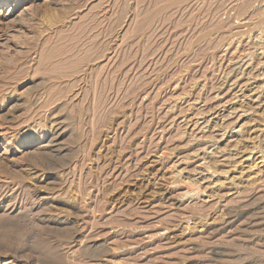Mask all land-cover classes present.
<instances>
[{"label":"rangeland","instance_id":"1","mask_svg":"<svg viewBox=\"0 0 264 264\" xmlns=\"http://www.w3.org/2000/svg\"><path fill=\"white\" fill-rule=\"evenodd\" d=\"M4 1L0 263L264 264V0Z\"/></svg>","mask_w":264,"mask_h":264},{"label":"bare ground","instance_id":"2","mask_svg":"<svg viewBox=\"0 0 264 264\" xmlns=\"http://www.w3.org/2000/svg\"><path fill=\"white\" fill-rule=\"evenodd\" d=\"M25 0H17V2L15 3V8L16 7H18L21 3H23ZM181 1V0H180ZM184 1V0H183ZM188 1V0H187ZM202 1V0H201ZM185 2H186V0H185ZM199 2V1H198ZM189 3V2H188ZM201 3V2H200ZM205 3V2H204ZM203 3V4H204ZM9 4V1H4V0H0V10L2 11V9L6 6V5H8ZM183 4V3H182ZM184 6V5H183ZM186 8V7H185ZM47 9V8H46ZM164 9V8H163ZM163 9H162V11H163ZM11 11H13V9L11 10ZM45 11V10H44ZM162 11H160V12H162ZM50 12V11H49ZM164 12V11H163ZM51 13V12H50ZM44 14H48V11H45V13ZM75 15V14H74ZM77 15V14H76ZM2 15H0V17H1ZM5 20H8L9 22H11V23H13L14 21H16L17 20V17H14L13 15H11V14H7V15H5V17H3ZM16 19V20H15ZM21 23V22H20ZM6 24H9V23H6ZM263 36H264V34H263ZM249 42V41H248ZM260 42V41H259ZM255 45H257V44H255ZM251 47V46H250ZM258 47V46H257ZM253 53V52H252ZM246 57V56H245ZM250 58V57H249ZM263 58V57H262ZM73 59V58H72ZM71 59V60H72ZM261 60V59H260ZM70 61V60H69ZM245 61V60H244ZM249 63H253V62H249ZM76 64V63H75ZM245 64V63H244ZM86 65V64H85ZM55 70V69H54ZM52 72H54V71H52ZM78 72H80V71H78ZM230 72V71H229ZM77 73V72H76ZM249 74V73H248ZM262 74V73H261ZM229 76V75H228ZM253 77V76H252ZM226 78V77H225ZM242 79V78H241ZM259 80V79H258ZM250 84V83H249ZM248 85V84H247ZM245 86V85H244ZM221 87V86H220ZM235 87V86H234ZM258 87H261V86H258ZM264 89V88H263ZM263 89H260V88H258V94L257 93H255V92H252V94H250L251 95V97H250V99L249 100H253V98H255L256 97V100H253L254 102H256L257 101V103L258 102H260V108L262 107H264V101H262V98H263V92L262 91H260V90H263ZM256 91V90H255ZM243 92V91H242ZM249 95V96H250ZM249 96H247V97H249ZM246 97V96H245ZM166 101V100H165ZM228 101V100H227ZM243 102H245V101H243ZM248 102V101H247ZM251 102V101H250ZM250 102H249V104H250ZM193 103V102H192ZM241 103H242V101H241ZM248 104V103H247ZM252 104H254V103H252ZM195 105V104H194ZM243 105V104H242ZM253 106V105H252ZM257 106V105H256ZM258 107V106H257ZM193 108V107H192ZM214 108V107H213ZM224 108V107H223ZM243 108H245V107H243ZM259 108V107H258ZM258 108H256V109H258ZM255 109V108H254ZM264 109V108H263ZM211 110V109H210ZM248 109H246L245 110V112L247 111ZM176 111V110H175ZM186 111V110H185ZM238 112V111H237ZM244 112V111H243ZM264 112V111H263ZM182 114V113H181ZM188 114V113H187ZM207 115V114H206ZM262 115V114H261ZM179 117H180V115H179ZM197 118V117H196ZM192 121V120H191ZM255 121V120H254ZM46 122V121H45ZM38 123V122H37ZM51 123V122H50ZM223 124V123H222ZM207 125V124H206ZM229 125V124H228ZM195 126V125H194ZM36 127H37V125H36ZM197 127V126H196ZM202 127V126H201ZM243 128L244 127H242V131H240V132H243ZM37 129V128H36ZM38 129H39V127H38ZM42 129V128H41ZM49 130V129H48ZM201 130H202V128H201ZM240 130V129H239ZM246 130V129H245ZM44 131V130H43ZM46 131V130H45ZM203 131V130H202ZM256 131V130H255ZM263 131V130H262ZM7 132V131H6ZM205 133H206V131H205ZM243 133H245V132H243ZM233 134V133H232ZM1 135V134H0ZM210 135V134H209ZM2 136V135H1ZM237 137H239V140H237L238 142L236 143V144H238V143H242V140H246L245 138V136H242V134L240 135V134H237L236 135ZM250 136V135H249ZM245 137V138H244ZM260 137V136H259ZM234 138V137H233ZM248 140V139H247ZM233 141H235V140H233ZM252 141H253V139H252ZM261 142V141H260ZM231 143H232V141H231ZM230 143V144H231ZM234 143V142H233ZM49 144V143H48ZM228 144V143H227ZM235 144V146L237 147H239L240 145L238 144V145H236ZM229 145V144H228ZM233 145L234 144H232V145H230V146H232V148H233ZM243 145V144H242ZM241 145V146H242ZM245 145V144H244ZM240 146V147H241ZM228 147V146H227ZM236 147H234V150H235V148ZM243 148V147H242ZM242 148H240L241 150H242ZM245 148V147H244ZM48 149V148H47ZM227 149V148H226ZM231 149V148H230ZM236 149H238V148H236ZM250 149V148H249ZM224 151V150H223ZM252 151L255 153L256 151L255 150H253L252 149ZM242 152V151H241ZM240 152V153H241ZM245 152V151H244ZM264 152V151H263ZM214 153V152H213ZM250 153V152H249ZM248 153V154H249ZM257 153V152H256ZM261 153V152H260ZM238 154L239 153H237V156H238ZM242 154H244V153H242ZM251 155L250 156H252V154L253 153H250ZM257 155V154H256ZM255 155V156H256ZM6 156V155H5ZM204 157V156H203ZM218 157H219V155H218ZM242 157V156H241ZM207 158H208V156H207ZM212 158V157H211ZM231 157H227L226 156V159L224 158V162L223 161H221V160H217L215 163H218V164H226V162H227V159L229 160ZM234 158V157H233ZM233 158H231V159H233ZM240 158V157H239ZM246 158V157H245ZM250 158V157H249ZM249 158L247 157V159L246 160H249ZM210 159V158H209ZM250 159H252V157L250 158ZM257 159V158H256ZM260 159H261V157H260ZM211 160H214V159H211ZM262 160L264 161V158L262 157ZM239 161H241V160H239ZM242 161H244V159L242 160ZM241 161V162H242ZM211 162V161H210ZM223 162V163H222ZM229 162V161H228ZM227 162V163H228ZM232 162H234V161H232ZM238 162V161H237ZM236 162V163H237ZM241 162H238V163H241ZM208 163V162H207ZM214 163V162H213ZM237 163V164H238ZM263 163V162H262ZM208 165V164H207ZM228 165H230L229 163H228ZM221 167H223V165L221 166ZM226 167V166H225ZM204 168H206V167H204ZM208 168V167H207ZM202 169V168H201ZM226 169V168H225ZM211 170V169H210ZM197 171V170H196ZM199 171V170H198ZM197 171V172H198ZM208 171V170H207ZM207 171L206 170H202L201 172L199 171V173H198V175H204V172H206V174H207ZM208 172H210V171H208ZM225 173V172H224ZM210 174H211V172H210ZM213 174V173H212ZM216 174V173H215ZM191 175V174H190ZM193 176V175H192ZM211 176V175H210ZM236 176V175H235ZM244 176V175H243ZM34 177V176H33ZM200 177V176H199ZM198 177V178H199ZM214 177V176H213ZM239 177H241V175L239 176ZM249 177V176H248ZM30 178V177H29ZM29 178H26V179H29ZM35 178H36V176H35ZM194 178H195V176H194ZM202 178V180L204 181V183H205V179L207 180H209V176H208V178L206 177V176H202L201 177ZM230 178V177H229ZM236 178V177H235ZM235 178L233 179V180H235ZM238 178V177H237ZM243 178V177H242ZM39 179V178H38ZM225 179V178H224ZM231 179V178H230ZM199 180V179H198ZM208 180H207V182H208ZM211 180H212V177H211ZM220 180V179H219ZM226 180V179H225ZM224 180V181H225ZM229 180V179H228ZM237 180V179H236ZM235 180V181H236ZM43 181V180H42ZM213 181V180H212ZM221 181V180H220ZM220 181H218V182H220ZM232 181V180H231ZM240 181V180H239ZM248 181V180H247ZM251 181V180H250ZM41 182V181H40ZM206 182V183H207ZM223 182V180L221 181V183ZM226 182V181H225ZM224 182V183H225ZM232 182H234V181H232ZM244 182V181H243ZM242 182V183H243ZM237 183V182H236ZM202 184V183H201ZM210 184V182L208 183V185ZM216 184V183H215ZM220 184V183H219ZM226 185H227V183H225ZM230 184V183H229ZM232 184H234V183H232ZM245 184V183H244ZM252 184H253V182H252ZM36 185V184H35ZM199 186H200V184H199ZM210 186V185H209ZM209 186H207L206 188H208ZM212 187V186H211ZM229 187V186H228ZM237 187H239V186H237ZM240 187L242 188V186L240 185ZM255 187V186H254ZM234 188L235 189H238V188H236L235 186H234ZM248 188V187H247ZM210 189V188H209ZM234 189V190H235ZM244 189H245V187H244ZM239 190H240V188H239ZM246 190V189H245ZM244 190V191H245ZM248 190V189H247ZM202 191V190H201ZM212 191V190H211ZM260 191V190H259ZM214 192V191H213ZM236 192H237V190H236ZM238 192H240V191H238ZM230 194V193H229ZM228 194V195H229ZM239 194V193H238ZM237 194V195H238ZM235 195H236V193H235ZM217 196V195H216ZM223 197V196H222ZM213 199V198H212ZM256 199V198H255ZM258 199V201L257 202H259V203H256V205L257 206H254L255 208H253L252 209V213L250 214V211H248V208H246V209H244L243 207L245 206H243L242 208H243V210L241 211V212H237V209H236V211L234 210V208H233V210L235 211V213L234 212H232V214L230 215V212H229V215H230V217L229 218H227V220H225V222L224 223H222L221 225H218V228L217 227H215V228H217V233L219 232V234H220V231H223L224 233L228 230L229 232H232L233 231V233L235 232V233H238V232H241V234L242 233H244V232H246V233H250L251 234V236H252V238H256V239H258L259 241H262L261 243H262V245H263V242H264V233L262 234L261 233V235H259V233L257 234V231H258V229H260V227L261 226H264V196H260V198H257ZM232 201V200H231ZM255 201V202H256ZM254 202V203H255ZM217 203V202H216ZM252 203V202H251ZM218 204V203H217ZM252 205H254V204H252ZM249 205H247V207H248ZM251 206V205H250ZM263 206V207H262ZM241 207V206H240ZM228 208V207H227ZM251 208V207H250ZM227 210V209H226ZM232 210V209H231ZM251 210V209H250ZM240 211V210H239ZM236 212H237V214H236ZM228 214V213H227ZM228 215V216H229ZM249 215V216H248ZM227 216V217H228ZM244 217H245V219H244ZM247 217V218H246ZM244 219V221H241V219ZM242 219V220H243ZM212 223V222H211ZM210 224V223H209ZM217 224V223H216ZM214 225V224H213ZM206 226V225H205ZM208 226H210V225H208ZM211 226H212V224H211ZM215 226V225H214ZM264 228V227H263ZM207 229L209 230V229H211V228H209V227H207ZM206 229V230H207ZM204 230V229H203ZM205 230V231H206ZM214 230V229H213ZM262 230H264V229H262ZM262 230H259V232L261 231L262 232ZM211 231V230H210ZM204 232V231H203ZM216 232V231H215ZM205 233V232H204ZM211 233L212 234H214L213 233V231H211ZM232 233V234H233ZM230 234V233H229ZM218 235V234H217ZM216 235V237H219V236H222V235H219V236H217ZM231 235V234H230ZM234 235V234H233ZM236 235V234H235ZM238 235V234H237ZM244 235V234H243ZM215 237V236H214ZM235 237V236H234ZM236 238V237H235ZM234 238V239H235ZM249 238V237H248ZM216 239H218V238H216ZM219 239H221V238H219ZM237 239V238H236ZM255 239V240H256ZM222 240V239H221ZM246 240V239H245ZM254 240V241H255ZM252 241V240H251ZM253 241V242H254ZM211 242V241H210ZM240 242V241H239ZM245 242V241H244ZM223 243V242H222ZM213 245H214V243H212ZM212 245V246H213ZM221 246H219V244L218 245H215L214 247L216 248H214V257H216V258H224V257H226L225 256V250L223 251L222 249L223 248H220V247H222L223 246V244H220ZM89 246V245H88ZM211 246V247H212ZM101 247V246H100ZM225 248V247H224ZM213 250V249H212ZM211 251V250H210ZM262 251V250H261ZM83 252V251H82ZM212 252V253H213ZM208 253H209V251H208ZM212 253H210V254H212ZM227 253V252H226ZM228 254V253H227ZM226 254V255H227ZM258 254V253H257ZM230 255H232V254H230V251H229V256ZM252 255V254H251ZM236 256V255H235ZM253 256V255H252ZM264 256V255H263ZM213 257V256H212ZM227 257H228V255H227ZM240 257H241V255H240ZM260 257V256H259ZM250 258V257H249ZM191 260V259H190ZM218 260H220V259H218ZM217 260V261H218ZM243 260V259H242ZM242 260H240V261H242ZM221 261V260H220ZM246 261V260H245ZM1 262V261H0ZM192 262H194V261H192ZM216 262V261H215ZM249 262V261H248ZM243 263V262H242ZM251 263V262H250ZM1 264V263H0ZM191 264V263H190ZM193 264V263H192ZM195 264H197V263H195ZM246 264V263H245Z\"/></svg>","mask_w":264,"mask_h":264}]
</instances>
